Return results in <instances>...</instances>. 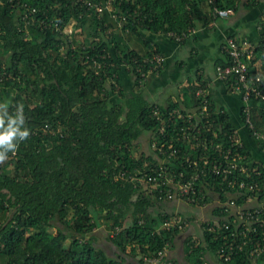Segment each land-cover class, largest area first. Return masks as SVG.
I'll use <instances>...</instances> for the list:
<instances>
[{
  "label": "trees",
  "instance_id": "16d2710c",
  "mask_svg": "<svg viewBox=\"0 0 264 264\" xmlns=\"http://www.w3.org/2000/svg\"><path fill=\"white\" fill-rule=\"evenodd\" d=\"M263 1L247 0L242 5L248 11L263 9L259 41L244 39L255 46L249 66L254 75H263L264 92ZM109 2L112 7L107 9ZM89 3L101 4L104 10L99 12ZM240 5L241 0H0V118L5 110L16 115L22 107V128L29 130L26 139L17 141L16 150L0 161V264H147L167 244L175 249L181 238L188 264H209L207 254L218 258L223 236L230 244L232 230L222 233L211 221L216 230L209 231L203 221L202 236L195 240L192 235L185 237L186 231L160 229L172 215L163 214V202L146 194L143 184L134 179L137 170H146V162L154 166L150 145L161 142L160 124L152 110L159 106L168 113L180 105L151 104L137 66L126 69L122 64L132 57L143 60L161 53L146 33L181 35L198 20L216 18L214 7L237 12ZM44 20L58 23L59 30L46 28ZM77 25L87 35L81 44L76 43L74 31L67 33V28ZM133 40L142 46L130 47ZM94 61L103 66L98 68ZM229 63L224 54L217 67ZM122 70L134 78L131 92L121 87ZM227 85L233 88V81ZM197 92H193V109L199 114L205 98ZM255 102L260 105L251 107L250 116L264 134V101ZM219 110L210 102V116L199 119H214L206 135L227 144L236 127L228 111ZM246 117L242 108L241 120ZM144 137L148 145L136 156ZM257 144L262 150V143ZM180 145L182 155L190 152L189 144ZM239 152L252 157L247 146ZM253 178L264 185V177ZM215 188L221 192L218 182ZM128 215L129 226L124 222ZM182 218L190 225L196 220V216ZM102 220L111 232L120 229L109 238L113 250L118 249L114 255L89 237ZM56 223L64 228L50 231ZM262 238L259 234L255 241ZM251 247L230 262L218 259L223 264H264V254L256 261L249 257Z\"/></svg>",
  "mask_w": 264,
  "mask_h": 264
},
{
  "label": "built area",
  "instance_id": "2783aa9c",
  "mask_svg": "<svg viewBox=\"0 0 264 264\" xmlns=\"http://www.w3.org/2000/svg\"><path fill=\"white\" fill-rule=\"evenodd\" d=\"M92 6L99 12L104 10L101 4L89 3V7ZM109 6L110 2L105 7L110 9ZM235 12V8L213 9L214 17L221 19L230 18ZM42 25L46 28L55 26L57 31L60 28V25L53 21L47 23L44 20ZM196 32L197 28L191 27L181 35L170 33L169 36L177 41H183ZM223 48L230 63L226 67H217L216 78L226 84L233 81L232 89L241 95L243 109L247 115L243 121L244 126L254 140L262 143L261 151L264 153V134L256 130L250 116L251 103L264 101L263 75L261 73L254 75L249 66V62L255 57V46L248 39L231 37L227 39ZM165 62L163 54L154 53L143 60L132 57L122 66L128 69L130 64L136 65V71L144 82L149 76L159 73ZM94 64L98 68L103 66L96 61ZM197 95L205 98L199 114L194 111L185 114L182 108H174L164 113L159 106L154 107L152 115L160 124L158 134L161 136V142L155 140L150 145L155 157L153 167H149L151 165L149 162L145 165L150 173L146 170L142 172L137 170L134 179L143 184L142 190L146 194H151L163 203L183 202L191 207L211 206L214 211L217 210L219 214H212L210 219L204 221L207 224L206 229L216 230L215 226L211 225L213 221L222 233L224 229L232 230L230 244L227 242L228 237L223 236L225 242L218 250V258L230 262L234 255L245 252L246 247L251 244L252 247L248 249L249 257L256 261L264 254V185L253 177L254 175L264 177L261 170L263 165L253 157L239 152L244 149L245 143L237 130L227 144L216 143L206 135L207 131L212 130L215 120L199 119L210 116V102L204 90L198 91ZM213 136L218 137V133L214 131ZM180 144H189L190 152L182 155ZM238 174L242 178H239ZM217 182L220 184L221 192H217L215 188ZM190 226L182 217L175 215L166 220L160 229L187 232ZM200 232L202 236V226ZM111 233L112 237H115L120 233V229L116 228ZM259 234L263 237L262 240L255 241ZM197 239L199 238H195ZM171 250L167 244L156 257L147 259V264H170Z\"/></svg>",
  "mask_w": 264,
  "mask_h": 264
},
{
  "label": "crops",
  "instance_id": "0c3cea01",
  "mask_svg": "<svg viewBox=\"0 0 264 264\" xmlns=\"http://www.w3.org/2000/svg\"><path fill=\"white\" fill-rule=\"evenodd\" d=\"M264 4V1H263ZM246 10V11H245ZM263 9L257 8L248 11L243 6L229 19L213 18L210 21L198 20L196 24L197 32L183 41L171 39L167 35L146 33L153 46L157 47L165 56L166 62L160 73L151 75L144 81L142 88L145 90L149 102L153 105L167 107L170 104L178 103L180 108L194 111L195 101L194 91L204 90L212 105L218 111L224 107L234 122L239 137L252 153L255 161L264 162V153L257 147V141L249 134L241 120V110L243 101L241 95L236 93L227 84L219 81L216 77L217 64L224 58V44L229 38H248L253 42H258V22L263 17ZM130 47H135L138 43L131 41ZM140 44V43H139ZM137 45V47L142 46ZM121 87L124 91L134 90V78L126 70L121 71ZM260 103L253 102L251 107ZM264 107V104L261 103ZM261 147V146H260ZM191 207L183 202L162 203L160 211L163 214H180ZM212 207H198L192 216L200 222L212 217ZM186 213V212H185ZM198 222V223H200ZM196 223H192L187 233L196 235ZM198 238L197 236H194ZM185 243L181 238L176 243V248L171 250L170 264H188L187 256L184 252ZM115 250H111L110 255H114ZM209 264H223L214 255H206Z\"/></svg>",
  "mask_w": 264,
  "mask_h": 264
},
{
  "label": "rangeland",
  "instance_id": "374dc122",
  "mask_svg": "<svg viewBox=\"0 0 264 264\" xmlns=\"http://www.w3.org/2000/svg\"><path fill=\"white\" fill-rule=\"evenodd\" d=\"M246 1L247 0H241V6H243L242 4L244 2H246ZM109 7H112V6H109ZM227 19H229V18H227ZM73 31H74L75 34H77V42L76 43L77 44L83 43V41H85V38L87 36L86 33H84V29H82L79 25H77L75 27V29L67 28V33L69 35ZM11 98L12 97L10 96L7 102H10ZM1 110H3V105H0V111ZM147 145H148V138L144 137L143 140L141 141V143L139 145H137V148H136V151H135L136 156H139L140 152L143 151L144 149H146ZM195 210H197V208L188 209V210L185 211L186 213L185 212L183 213L184 215H180L179 214V216H181V217L183 216V217H186V218L189 219V217L194 214L193 212H195ZM191 213H193V214L191 215ZM195 214H196V212H195ZM171 215L173 217V216L178 215V214H171ZM119 216H121V215H119ZM128 216L126 217V220L124 221L127 226H129L132 223V218L130 216L129 217ZM204 221H206V220H204ZM198 222H200V221L197 218H196V220L193 221L194 224L196 223V225H197L196 228L197 229L202 224V222H200V223H198ZM56 224H57V227L50 228V231L56 232V228H59V227L60 228H64V226L60 225L59 223H56ZM108 224L109 223H105L104 220H102V222L100 221V224H98V226L95 229V231L93 232V234H90L89 237H92L93 243L96 246L105 248L108 251V253L111 254V250L113 249L114 246H113V243L111 242V240L109 239L110 237H112V235H111L112 233H111V229L109 228ZM196 232H197L196 235H193V236H197L198 237V235H199L198 230ZM187 235H191V232L189 234L187 232L184 234L185 237H187ZM86 239H89V238L87 237Z\"/></svg>",
  "mask_w": 264,
  "mask_h": 264
},
{
  "label": "clouds",
  "instance_id": "9594fccd",
  "mask_svg": "<svg viewBox=\"0 0 264 264\" xmlns=\"http://www.w3.org/2000/svg\"><path fill=\"white\" fill-rule=\"evenodd\" d=\"M6 120V124H5ZM24 117L22 107H18L16 115L4 112L0 118V161L6 160L9 151H15L18 147L17 141L24 140L29 136V130L22 128Z\"/></svg>",
  "mask_w": 264,
  "mask_h": 264
}]
</instances>
